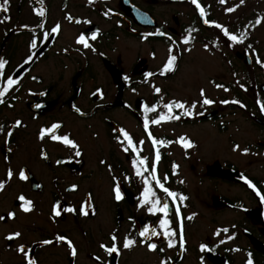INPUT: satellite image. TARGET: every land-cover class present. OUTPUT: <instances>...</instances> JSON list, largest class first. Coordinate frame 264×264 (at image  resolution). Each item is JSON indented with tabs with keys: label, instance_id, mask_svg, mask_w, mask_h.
<instances>
[{
	"label": "flooded vegetation",
	"instance_id": "af4514ba",
	"mask_svg": "<svg viewBox=\"0 0 264 264\" xmlns=\"http://www.w3.org/2000/svg\"><path fill=\"white\" fill-rule=\"evenodd\" d=\"M213 1L220 3L219 0ZM199 3L205 10L206 19L221 24L211 13V2L199 0ZM130 4L147 14L140 12L138 19L135 18ZM8 8L7 12L0 10V58L8 62L3 70L4 77L12 75L19 84L4 97L5 103L0 104V124L5 126V131H13L7 143L4 135L0 134V153L3 159L7 157L5 160L16 162L18 145L21 141L24 142L23 162H16L14 165L17 174L15 179L22 183L29 182L33 191L40 192L46 187L45 200L50 204L48 217L54 223L63 224L60 229L37 233L41 235L40 239L26 244L30 256L38 264H43L41 262L44 259L37 257V251L50 248V245H42L39 241L54 240L56 234H62L71 238L78 249V255L72 258L65 244L54 241L55 244L65 247L68 264H81V255H85L88 264H97L93 259L96 255L101 256L105 264H128V260L135 264H160L161 260H166L167 264H245L248 253H251L254 264H264V168L251 169L252 165L264 162V111L260 110L258 103H264L263 82L247 81L244 74L242 85L248 83L246 87L242 88L239 84L236 92L233 86H224L228 89L226 93L230 92L231 95L222 99L230 103L223 104L217 97L206 95L215 103H197L192 115L172 110L180 118L161 123L172 127L175 124L187 126L184 134H174L171 128L165 133L158 132V124L150 123L153 136L171 141L165 145H157L160 152V160L156 165L157 175H167L165 186L187 197L180 201L177 196L174 201L153 184L157 196L162 201H167L170 206L167 217L171 222L169 229L177 233L173 237L176 244L172 248L167 245L165 229L159 225L158 217L163 214H151L146 207L139 206L144 185L132 169L131 161L135 154L123 152L115 140L116 130L120 128L127 130L135 140H144L141 155L147 156L151 164L155 153L145 134L143 121L145 117L149 120L156 118V112L145 113L144 105L151 106L156 102L153 100L150 104L145 99L140 102L138 90L146 85L152 91L154 79H164L166 75L160 73L163 64L151 67L149 56L134 55L131 43L140 40L147 44L162 43L167 50L177 49L183 38L189 36L190 39L198 37V41L208 44L209 48H214V44L218 43L224 51H228L231 47L220 29L201 24L191 0H93L92 3L89 0H10ZM40 9H44V17L37 14ZM68 15L74 18L72 22L66 19ZM76 20L81 22L76 23ZM84 20L90 23L85 24ZM56 23L61 28L52 33L51 28ZM40 24L44 27H39ZM236 24L234 21L227 23L226 20L222 23L229 31H234ZM97 29V39L92 40L91 34ZM189 29L195 31L189 32ZM239 30L237 28L235 33L238 34ZM45 32L48 33L47 38L44 37ZM81 33L95 51L76 43V38ZM160 33L164 35L158 36ZM33 35L36 37L37 47L30 49ZM30 53L35 55L31 61L25 63ZM243 53H236V62H241L244 57V65L252 64V55L248 62ZM167 55L168 51L164 60ZM257 70L260 80L264 77L260 76V73L264 75V68L258 65ZM176 71L174 69L168 75ZM148 72L154 75L146 78L145 73ZM3 82L0 78V84ZM213 84L223 85L214 81ZM97 89L100 91L97 92ZM245 89L251 90L253 98L240 93ZM42 92L44 95L40 94ZM234 100L241 103H231ZM77 108L80 112L76 111ZM237 115L253 129V132L250 131V141L245 143L250 152L249 160L235 156L222 157L221 152L213 150L216 146L208 136L209 130L227 131L228 125ZM16 119L21 120L23 125L12 129ZM124 120L131 122L126 125ZM54 122L61 124L58 134L70 133V137L79 144L82 153L80 157H74L72 149L60 142L47 138L41 142L37 139L39 128ZM207 123L210 125L209 130L203 127ZM197 126L203 128L196 132L189 130ZM99 133L106 141L102 157L94 152L93 147ZM181 136H185L194 146H182L177 142ZM196 141L201 143L200 148ZM231 141L234 146L240 145L238 140ZM145 144L149 146L148 149ZM175 144L183 148L180 154L189 164L194 186L180 183L178 179L181 165L176 159L170 158ZM209 146L212 156L206 153ZM41 149H46L47 159L41 157ZM57 160L63 162L57 164ZM100 160H105L112 167L113 173H109L108 168L99 163ZM173 164L178 166L175 170ZM21 167L26 170L27 180L18 178ZM222 169L233 171L239 177L244 176L254 187L238 178L234 180L223 176L219 173ZM112 174L119 178L123 196L121 201H116L111 193ZM125 174L131 179H124ZM144 175L150 178L151 174L145 172ZM103 178L107 182V193L104 196L99 195V184L103 182ZM72 184L78 185V191L67 190ZM88 193L92 197L94 212H90L88 216L63 213L60 217H52V204L59 201L65 208H78ZM20 203L18 200V204ZM34 204L33 201V206ZM177 207L180 209L179 217L175 214ZM105 210L110 214L102 216L101 213ZM207 212L224 213V224L221 227H227L229 232L217 236L214 234L216 231L212 230L208 237L202 231L200 234L204 235L201 237L191 231L190 227L196 218ZM192 214L195 216L188 219ZM214 219L212 216L211 222ZM181 225L185 239L183 248L179 246ZM146 227L157 233H149L144 237L146 241L157 245L156 251H149L139 242L141 238L138 233ZM114 230L118 231L121 238L130 235L137 243L127 250L121 247L119 253L109 256L99 248V243L108 244L109 234ZM228 235H232L233 239L226 240ZM220 240L226 242L221 244ZM201 244L207 246L204 251H201ZM21 259L23 260L22 256Z\"/></svg>",
	"mask_w": 264,
	"mask_h": 264
},
{
	"label": "rangeland",
	"instance_id": "374dc122",
	"mask_svg": "<svg viewBox=\"0 0 264 264\" xmlns=\"http://www.w3.org/2000/svg\"><path fill=\"white\" fill-rule=\"evenodd\" d=\"M206 1L211 2V13L218 18L221 24H224L225 20L227 23L230 21L236 22L237 24L234 26V31L230 29V32L235 33V30L239 28L240 30L237 35L243 32L246 33V38L242 43H230L225 37L227 44L231 47L228 51H224V49L220 45L217 46L216 43L214 44V48L208 47L205 49L204 45L206 43H200L198 37L191 38L187 45L182 41L177 49L173 48V53L176 54L178 58L175 66L177 71L173 72L172 75L165 73L166 78L164 77V79H154L155 84L153 86L160 87L162 89L161 93L156 94L154 90L151 91V88L146 85L141 86L138 90L140 102L144 99L150 104L153 103V100L156 102V117L160 113H167L168 110L163 108V104L172 100L182 101L186 106L190 105L192 102L199 101V92L201 88L205 90L207 96L217 97L221 103L223 100L222 98L229 97L231 93H226L223 88H217L216 85L213 84V81L215 83H223V86L229 84L235 88L236 92L239 89L238 85H241L243 82L242 79L244 78V74L247 81L253 80L255 82L264 83V77H261L260 80L258 79V65L255 63V58H257V56L264 60V22L255 27L251 26L258 16L264 17V0H245L243 5H239V0H226L224 4H220L213 0ZM228 7H233L235 10L229 13L226 11V8ZM122 44L119 42L120 46H123ZM249 45H251V48ZM131 47L134 55H141L144 57L149 56L148 58L150 59L151 67L161 66L165 61L164 58L168 51L166 46L164 48L162 43L147 44L140 40H134L131 43ZM247 50L253 57L252 64L244 65V57L241 62L238 61L237 63L236 53H243V51ZM229 62H231L232 65H230ZM241 67H243V71H241ZM261 75L264 76L260 73V76ZM247 85L248 83H245L244 86L246 87ZM240 93H244L245 96L248 95L249 98H253L252 92L249 89L240 91ZM247 101L249 102V100ZM173 110L183 112V110L179 108H173ZM124 122V124L127 125L131 121L124 120ZM203 127L206 128V130H209L210 125L207 123ZM203 127L197 126L195 128H190L189 130L196 132L199 128ZM169 128L172 129L174 134H184L187 131V126L185 127L175 124L172 127L166 123L158 124L157 130L158 132L165 133L168 132ZM209 131L208 136H210V141L216 146L213 150L221 152L222 157L230 158L235 156L236 158H242L243 160L250 159V152L245 154L242 150L248 148V146H245V143L250 141V131L253 132V129H251L249 123L240 116L237 115L233 117V122L228 125L227 131L225 132H216L215 130ZM232 139L238 140L240 144L239 150H233L234 144L231 141ZM198 141L196 142L199 143ZM105 143L106 141L99 133V137L94 140L93 147L95 150L94 152H97L101 157L104 153V149H106ZM200 145L201 143L198 144L199 148ZM145 146L148 149L149 146L147 144H145ZM24 147V142L21 141L17 149V152L19 153L16 162L19 164L23 162L22 158L25 154ZM198 147L196 148V151ZM181 149L183 148L178 144H175L172 153H170L172 154L170 155V158L176 159L181 165L178 170L179 176L177 175L180 183H187L188 186L190 184L194 186L193 177L189 171V164H187L186 160L181 157ZM206 153H209L208 156H212L210 146L207 148ZM1 155L2 154L0 153V179H5L7 169L11 168L13 172L16 173L14 165L17 163L13 160H5ZM263 168L264 162L251 166V169L256 170ZM15 178L14 175L13 178L7 182L5 188L0 191V215H5L8 211H14L16 213L15 219L0 221V264H22L23 260L21 259V255L15 251L18 244H31V242L40 239L41 235L37 233L43 234L44 231L48 232V230L52 231V229H60L63 225L52 222L48 217L50 214V204L45 200L46 187L40 192L33 191L29 182H18ZM86 184L87 183H85V185ZM106 188L107 182L106 179L103 178V182L99 184V191L101 190L99 195L104 196L107 193ZM21 193H23L26 198L31 197L35 203L33 210L29 213L23 212L19 207L20 204H18L17 197ZM105 214L108 215L110 213L107 210L101 213L102 216ZM223 215L224 213L218 214L213 212L202 214L198 217L203 218L200 219L197 217L194 221L195 223H192L190 229L201 237L204 234L210 237L212 230L216 231L217 229L222 228L221 225L223 226L224 224L223 218H225ZM212 216L215 218L214 222H211L210 220ZM36 230L38 232H36ZM13 231H20L22 237L12 241L7 240L5 237ZM202 231H204V234H200ZM65 255V247L59 246L55 243L50 245V248L37 251V257L42 260L44 259L43 262L40 261L43 264H68V259ZM81 259V264H88L85 255H81ZM128 261V264H135L132 260Z\"/></svg>",
	"mask_w": 264,
	"mask_h": 264
},
{
	"label": "snow or ice",
	"instance_id": "6c2138e0",
	"mask_svg": "<svg viewBox=\"0 0 264 264\" xmlns=\"http://www.w3.org/2000/svg\"><path fill=\"white\" fill-rule=\"evenodd\" d=\"M9 2H10V0H3V2L0 3V10L7 12L9 10V8H8ZM92 2H93V0H89V3H92ZM219 2L221 4H224L226 2V0H219ZM191 3L193 5H195L196 9L199 10L200 16L204 17L205 16V10L201 6V4L199 3V0H191ZM244 3H245V0H239V5H243ZM234 10L235 9L233 7L226 8V11L229 13L233 12ZM37 14L40 17H44L45 16L44 9H40ZM105 15L107 16L108 13L106 12ZM5 19H7V17H5ZM66 19L69 22H72L74 20V18L71 15L66 16ZM75 22L80 23L81 21L76 20ZM262 22H264V17L258 16L255 19V21L251 24V26L255 27L256 25H260ZM83 23L87 24V23H90V21L84 20ZM203 23L206 25H210L212 27H215L217 29H220L223 36L226 37L227 41L230 43H242L244 41V39L246 38V33L242 32L239 35H237L234 32H230L227 27H225L224 25H222L216 21H213L210 19H204ZM24 27H27V25H24ZM39 27L43 28L44 25L40 24ZM60 28H61V25L59 23H56L51 28V32L56 33L60 30ZM188 31L192 32V31H195V29H189ZM98 32H99V30L97 29L96 32H93L91 34L92 40L97 39ZM157 32H159V29L157 30ZM160 34L164 35V33H160ZM44 37L45 38L48 37L47 32L44 33ZM189 40H190V37L185 36L183 38V43L185 45H187L189 43ZM76 43L83 45L84 48H88V49H91L92 51H95V49L92 47V45L89 44L88 41L86 40V37L83 33H81L80 35L77 36ZM173 43H175V42L173 41ZM217 46H218V43H217ZM29 47H30V49H35L37 47V40H36L35 35H33L31 37ZM204 47H205V49H207L209 47V45L205 44ZM249 47L251 48V45H249ZM34 55H35V53L28 54L27 58L25 60V63H28L29 61H31L33 59ZM177 59H178L177 55L173 53V49L169 48L167 58H166L165 62L163 63L162 68L160 69L161 75L168 73V72H171V71H174L175 66L177 64ZM7 63L8 62L5 59L0 58V78H2L4 81L3 84H0V104L5 103L4 97L10 92L11 89H13V87L15 85L19 84V81L16 80L12 75H7L6 78L4 77L3 70H4L5 65ZM255 63L257 65H259L261 68H264V60H262L258 56L255 60ZM152 75H154V74L151 72L145 73L146 78L151 77ZM33 79H36V78L33 77ZM125 79L127 80L128 77H125ZM239 86L242 88L244 87V85H242V84ZM216 87L217 88H223L225 91H228V89L225 88L223 85L217 84ZM153 90L156 94H160L162 91V89L160 87H156V86H153ZM99 91L100 90L97 89V92H99ZM40 94L44 95L43 92ZM95 94L96 93H93V95H95ZM199 95H200V100L196 101V102H192L187 107H186L185 103L182 101L172 100L168 103L163 104V108L168 110L166 114L160 113L157 115L156 118H153L151 120H149L148 117H145V119L143 121V128H144V131H145V134H146L148 140L152 144V148H153L154 153H155L151 164H149V158L147 156L141 155L144 140H135L133 138V136L124 128H120V129L116 130L117 134L115 135V140L123 152L129 153V154H135L134 158L131 161L132 169H133L134 175L139 177L141 179L143 185H144L143 191L140 193L139 206L146 207L148 213H151V214L162 213L163 214L162 217H158L159 225L162 229H165L164 235L168 238L167 239V245L169 248H172L175 246L176 240L173 239V237H175L177 235V233L174 231H171L169 229V225L171 223L170 220L167 218L168 214H169V207H170L169 203L167 201H162V199L159 196H157L156 191H154V189H153V184H154L155 188L161 190L167 197L173 198L174 201L177 198V196H179L180 201L186 200L187 197L184 195L178 194L174 191H171L168 187L165 186L164 181H167V179H168L167 175H165L164 177H159L157 175L156 165L160 160V152H159L157 145H165V144L171 143V141L157 139L155 136H153L152 132L150 131L149 125H150V123L151 124H160L161 122H164V121L179 119L180 117L173 113V111H172L173 108L182 109L184 115H192V110L196 108L197 103H201L202 105H212L213 103H215L214 100H212L206 96L205 90L203 88L200 89ZM13 99H16V97H13ZM221 103L228 104V103H230V101L222 100ZM231 103L240 104L241 102L239 100H234V101H231ZM258 103H260V110L264 111V103H261L259 101H258ZM8 106L12 107V105H8ZM36 107H40V105H36ZM156 108H157L156 104H152L151 106H149L148 104L144 105L145 113L155 112ZM76 111L80 112V109L77 108ZM22 125H23V122L19 119H16L14 121V124L11 126V128L12 129L18 128V127H21ZM60 128H61V124L55 123V122L52 123L51 125H46V126L40 127L38 130L37 139L40 140L41 142H43L46 138L50 139L51 141H54V142H60L64 146L72 149V151L74 153V157H80L82 153H81L79 144L70 137V133H65L63 135L58 134V130ZM0 134L4 135L5 143H7L8 139L10 137H12V135H13V131L11 129H9L8 131H5V126L3 124H0ZM177 142L181 143L182 146H184L186 148L194 146L193 143L190 140H188L185 136L179 137ZM239 149H240V146L235 145L233 150L235 151V150H239ZM9 151H12V149H9ZM242 151H243V153L247 154L248 149L244 148ZM40 155L44 159H47L46 149H41ZM5 159H7V157ZM62 162H63L62 160L56 161L57 164H60ZM99 163L102 165H105L108 168L109 173H113L112 167L109 166L105 160H100ZM176 167H178V166L173 164V170H175ZM145 172H150V174H151L150 178L146 177L144 175ZM14 175H17V174L14 173L11 168L6 170V178L0 179V190H3L5 188L7 182L10 181ZM18 178L22 181L28 179V176L26 175L25 168L21 167L19 169ZM124 179L130 180L131 177H129L128 175L125 174ZM118 180H119V178L115 174L111 175V182H112L111 183V193L113 194V198L116 201H121L123 198L122 187H121V184L118 182ZM246 183H248L249 186L254 187V185H252L251 181H249L247 179H246ZM36 187H39V185H37ZM67 190L68 191H78V185L72 184V185H70L69 189H67ZM17 199L22 202V203H20L19 207L21 208V210L23 212L29 213L33 210V201L31 199L26 198L23 194L18 195ZM262 199H264V197H262ZM90 212H94V205L92 203V197H91L90 193L86 194L85 200H83L81 202V204L79 205L78 208L77 207L65 208L60 204L59 201L52 204V206H51V214H52L53 218L60 217L63 213H74V214L78 213L79 215L88 216ZM175 214L177 217L180 216V209L178 207L176 208ZM194 216H195V214H192V216H189L188 219H192ZM15 218H16V213L14 211H8L5 215H0V221H5L6 219H15ZM228 232H229V229L227 227H225L222 229H217L214 234L219 236V235H221V233H228ZM149 233L151 235H157V233L155 231L150 230L146 227L138 233V236L141 238L139 242H140V244L145 245L149 251H156L157 245L155 243L146 241L144 239V237H146ZM21 237H22V233L20 231H13L10 234H8L5 238L9 241H12V240H16V239L21 238ZM108 239H109V243L105 244V243L101 242V243H99V248L103 252L108 254L109 256L114 254V253H119L121 247L123 249L127 250V249H130L131 247H133L137 243V240L135 238L131 237L130 235H125L124 237L121 238L119 236L118 231H115V230L109 234ZM231 239H233L232 235H228L226 237V240H231ZM226 240H220V243L223 244L226 242ZM54 241L56 243L65 244L70 257L75 258L78 255V249H77L76 245L74 244V242L72 241V239L69 238L68 236H65L62 234H56L54 237V240L53 239H44V240L39 241V243L42 245H52L54 243ZM184 244H185V239H184L182 225H181V230L179 233V246L181 248H183ZM200 248H201V251H204L207 248V246L205 244H201ZM209 250H211V249H209ZM15 251L23 257L24 264H38L37 260L35 258H33L32 256H30V253H29V250H28L26 244H24V243L18 244ZM160 251L163 252V249H160ZM233 251H239V249H233ZM93 259L97 262V264H105V261L99 255L94 256ZM160 264H167V261L161 260ZM245 264H254L251 253H248V258H247Z\"/></svg>",
	"mask_w": 264,
	"mask_h": 264
},
{
	"label": "water",
	"instance_id": "95a60500",
	"mask_svg": "<svg viewBox=\"0 0 264 264\" xmlns=\"http://www.w3.org/2000/svg\"><path fill=\"white\" fill-rule=\"evenodd\" d=\"M130 6L133 8V10L131 11V13H132V15L135 17V18H137L138 19V15H139V13L140 12H144V11H142L141 9H139V8H136L135 6H133L132 4H130ZM195 6V5H194ZM196 8V7H195ZM145 13V12H144ZM196 13L198 14V16H199V19H200V22L203 24V20L205 19V16L204 17H201L200 16V14H199V10L198 9H196ZM145 14H147V13H145ZM147 16H149V15H147ZM150 18H152L151 16H149ZM206 25V24H205ZM161 34H159L158 36H160ZM245 55H247L248 57H249V55L248 54H245ZM220 174H222L223 176H225V177H227V178H232V179H237V178H239V176L236 174V173H234L233 171H231V172H229V171H226V170H223L222 169V171H220L219 172Z\"/></svg>",
	"mask_w": 264,
	"mask_h": 264
}]
</instances>
